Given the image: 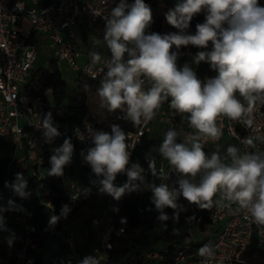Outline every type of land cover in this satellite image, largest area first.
<instances>
[{"label":"clouds","instance_id":"1","mask_svg":"<svg viewBox=\"0 0 264 264\" xmlns=\"http://www.w3.org/2000/svg\"><path fill=\"white\" fill-rule=\"evenodd\" d=\"M103 2L107 4L108 0ZM201 13L205 14V21L196 25L194 35L187 34L190 22ZM103 19V41L96 43L106 44L111 57L102 61L99 52L90 53L93 65L101 62L104 65L97 89L100 106L109 112L121 110L125 119L139 126L153 120L161 105L168 102L177 113L187 114L188 125L195 130L177 142L179 133L169 129L159 146V155L179 177L178 187L167 183L147 186L152 193L151 203L159 213L157 219L167 228L170 217L165 209L171 208L174 210L171 219L178 223L180 213L186 211L178 203L181 196L200 209H210L214 204L230 209L236 204L245 210V218L254 222L259 235L264 237V151L241 153L238 147L229 146L224 159L218 150L211 155L204 151L208 140L219 141L223 135L218 119L226 117L252 127L254 106L264 104V6L259 0H180L165 13L167 23L178 29L167 34H146L153 15L145 0H134L131 4L120 0ZM209 42L211 50L198 51L192 63H209L215 76L202 81L191 64L178 67L179 53L173 47L179 50L181 46L192 45L207 49ZM38 128L43 129L46 143H52L60 135L51 112L40 120ZM76 134L85 139L79 129ZM87 136L94 146L86 154L82 151L81 156L97 178L92 184L100 194L120 201L125 194L145 190V169L139 163H130L127 135L118 124L111 125L110 133L87 126ZM256 141L264 144V135L247 137L242 142L256 148ZM73 151L71 139L66 138L51 155L47 175L63 176L64 167L72 162ZM145 159L156 175L155 157L147 155ZM121 173L126 174L127 181L117 186L114 182ZM27 185L22 173H17L13 182L5 183L21 199L31 196ZM90 192L91 188H81L71 198L87 197ZM218 194L219 199H214ZM22 210L12 199L6 205L0 204V230H6L5 212ZM70 211L68 205H63L60 216L50 217L49 226H54L61 217L66 218ZM7 242L11 246L13 239L8 238ZM198 255L201 264H213L216 259L211 243L201 246ZM79 264H100V260L87 256Z\"/></svg>","mask_w":264,"mask_h":264},{"label":"built area","instance_id":"2","mask_svg":"<svg viewBox=\"0 0 264 264\" xmlns=\"http://www.w3.org/2000/svg\"><path fill=\"white\" fill-rule=\"evenodd\" d=\"M152 1L148 2L149 6ZM260 1L264 2V0ZM111 7L113 6L109 0L107 4L103 0H52L34 7L27 6L24 0H0V148L2 150L0 159L6 160L4 172L0 173V204L6 205L7 201L12 199L23 209L3 214L6 230H0V264H33L37 258L40 259V264H61L67 261H75L79 264L87 256H96L100 264H105L113 247L114 238L125 229L127 215L123 207L124 196L120 201H116L107 194H100L98 187L92 184L96 179L91 177L90 166L81 156L82 151L86 154L87 150L94 146L91 138L87 136V126L105 132V125L88 120L75 123L63 120V110L55 106L51 99H47L49 107L44 106L43 94L48 95L49 89L43 93L37 92L33 79L37 42L43 40L48 53L45 67L53 62L59 68L64 62L70 71L78 73L81 83L101 81L104 75L100 71L104 67L103 62L93 65L90 56L91 52L96 51H90L86 60L79 62L81 51L71 39L74 35V26L79 19L87 17L105 25L103 17L108 15ZM93 11L99 14L96 16ZM197 20L200 23L205 21ZM151 29L152 24L146 34H150ZM185 32L195 34L188 28ZM211 48L209 42L207 49L200 50L210 51ZM101 56L102 61L107 60L110 59L111 53ZM185 63L191 64L196 72L198 65L192 63V58L187 59L183 65ZM104 71L106 72L107 69L105 68ZM215 75V72H208L205 77L197 76L203 81ZM147 86L146 84L145 87ZM104 110L112 121L131 122L124 118L125 113L121 110L109 112L106 107ZM49 112L52 114L54 126L60 132L52 143L45 142L43 129L38 128L40 120ZM186 117L187 114L177 113L170 108L168 102H165L157 110L153 120L125 131L126 142L131 152L130 163H139L145 169V177L152 172L148 164L132 159L133 150L141 144L145 135L158 133L165 135L169 129H175L179 133L177 142H182L189 133L195 132L189 127ZM252 118V127H246L240 121L226 117L218 119V125L222 127L223 132L220 140L224 138L228 141L223 151L225 155L229 146L238 147L241 153L264 151V144L259 141H256V148L248 147L242 142L247 137L264 135V104L254 106ZM76 129L85 135L84 140L78 138ZM66 138H70L74 145L72 159L78 158L81 167L85 172L88 171V174L86 179L78 181L76 177L70 175V164L64 167V174L60 177L66 187V205L71 211L66 218L61 217L54 226H49L50 217L60 216V211L45 164L47 158L54 154L55 148L60 147ZM219 141L208 140L204 144V151L208 153L209 147ZM157 158L156 173L161 175L160 183H166L165 167L168 161L160 155ZM85 164L86 168L83 167ZM17 173H22L28 181L27 190L31 192L28 199L15 196L5 187L6 182L14 181ZM126 181V174L121 173L117 175L114 183L120 186ZM81 188H91L90 194L87 197L81 195L73 200L71 197L77 195ZM78 201L83 203L75 210ZM95 202L99 205L98 212L84 213L80 217V222H86L94 229V242L82 251L71 223L83 205ZM178 203L186 209L180 213V216L190 212L194 214L203 212L214 231L205 243L195 247L191 253L186 252L191 248L189 243L181 245L176 252L177 261L201 264L202 258L198 255V249L211 243L216 252L213 264H239L253 233L257 235L258 244L264 246V237L259 235L258 226L245 218V210L240 209L238 205L233 204L229 209L214 204L210 209H200L194 204H189L182 196ZM42 207L47 212L44 232L39 231L35 223V216ZM8 238L13 239L11 246L7 242ZM146 255L158 257L159 253L155 251Z\"/></svg>","mask_w":264,"mask_h":264},{"label":"trees","instance_id":"3","mask_svg":"<svg viewBox=\"0 0 264 264\" xmlns=\"http://www.w3.org/2000/svg\"><path fill=\"white\" fill-rule=\"evenodd\" d=\"M150 0H145L148 4ZM180 1V0H179ZM113 7H115L120 0H109ZM129 4L134 0H127ZM162 6L161 12L158 14L153 9V23L151 32L167 34L176 32V28L169 25L165 19V13L174 8L167 0L159 2ZM261 6H264V2L259 0ZM197 19H204L205 14L201 13L195 16ZM34 41V39H33ZM173 51H178L179 56L177 60L178 67H182L183 63L195 56L200 48L192 45L181 46L179 50L173 47ZM209 73H214L209 63L201 62L197 68L196 73L200 77H205ZM33 79L35 80V88L37 92L43 93L46 89H49V94H43V104L45 107H49L47 99L60 107L63 110L62 119L75 123L83 120L92 121L95 120L92 117L88 104L84 98H78L73 90H67L66 81L62 78L59 68L50 62L48 67H38L33 71ZM79 81L76 82V86H82ZM118 124L125 132L127 129L135 128L132 122L123 123L113 121L110 124L102 123L105 125V132H111V125ZM164 139V135L158 133L157 135H145L132 154V159L147 165L145 157L150 155L155 157V163L158 160V149ZM50 157L46 160V169L50 168ZM6 160L0 159V173L4 172V165ZM86 168V164L83 165ZM165 180L170 187H178L176 181L179 174L169 164L165 167ZM50 182L54 187L55 197L58 204V210L61 212L63 205H66V187L64 181L60 176H49ZM161 175L149 174L146 176L145 190L139 192H133L124 195L123 207L127 215L124 231L116 236L113 240V247L109 253L105 264H187L185 262H179L175 259L177 249L184 244L189 243L191 248L186 250L187 253L194 251V248L198 245L205 243L195 239V233L198 231H204L207 228H211L210 222L205 213H187L179 216V222H174L171 217L174 210L166 208L165 212L170 219L166 222L167 228L157 219L159 213L156 211L155 206L151 203L152 193L148 190L150 184H161ZM82 201H78L75 204V210L81 205ZM46 209L42 207L35 216V223L39 231L44 232L46 228ZM194 217V219H191ZM173 229L177 231L174 233ZM158 252V257H149L146 254L152 252ZM33 264H40V259L37 258ZM61 264H76L75 261H67ZM239 264H264V246L258 244L256 233L252 234L249 244L241 255Z\"/></svg>","mask_w":264,"mask_h":264},{"label":"rangeland","instance_id":"4","mask_svg":"<svg viewBox=\"0 0 264 264\" xmlns=\"http://www.w3.org/2000/svg\"><path fill=\"white\" fill-rule=\"evenodd\" d=\"M163 0H153L151 3V9H153L156 13H160L162 6L159 2ZM169 3H171L173 6H175L179 0H167ZM48 58V53L45 49L44 45L37 46V57L34 62V70L37 69L38 67H45L46 66V59ZM59 70L61 73L62 78L66 81L67 84V90L73 92L77 95L78 98H84L88 104L90 113L92 117L94 118L95 122L97 123H106L110 124L113 121L111 120V117L108 115V113L100 106L101 100L100 97L98 96L97 89L100 86V81H88L87 83H84L82 86H75V82L79 80V75L77 72L70 71L64 62L61 63L59 66ZM227 141L222 138L218 143L212 144L209 149L208 153L211 155L212 152L214 151H219V154L222 159L227 157V155L224 154V146ZM5 146L6 143H5ZM2 154V150L0 148V155ZM69 172L72 177H76L78 181H82L86 179L84 176L82 167L80 165L79 159L76 157L72 159V162L70 163L69 166ZM89 172L91 171V168L89 169ZM98 205L96 202L94 204H91L90 206V212L94 213ZM87 205H84L82 207V210H78L77 213L75 214V218L77 216L83 215L85 212L84 210L86 209ZM74 218V219H75ZM75 228V227H74ZM212 232V227L207 228L204 231H198L195 233V239L203 242L209 239L210 235Z\"/></svg>","mask_w":264,"mask_h":264},{"label":"crops","instance_id":"5","mask_svg":"<svg viewBox=\"0 0 264 264\" xmlns=\"http://www.w3.org/2000/svg\"><path fill=\"white\" fill-rule=\"evenodd\" d=\"M47 1H52V0H24L25 4L29 7H34V6H39L42 3H45ZM104 24L100 21H92L87 17H82L77 21V23L74 26V35L72 37V41L75 43V45L78 47V49L81 51V55L79 57V62H83L87 58V54L90 51H96L99 52L102 55L110 53L108 50L106 44H97L96 41L100 40L103 41V29H104ZM44 45L46 49L45 42L43 40H40L37 42V46ZM77 82V81H76ZM75 82V86H76ZM80 82V80H79ZM84 85V83H82ZM227 141V140H226ZM228 145V141L225 143L224 148ZM83 170V168H82ZM88 171H84V176L87 178V173ZM91 173V177L95 178V175ZM90 177V178H91ZM219 197V194L217 195ZM91 204L94 203H88L86 204L87 207L84 210L85 213H91L90 212V206ZM90 205V206H89ZM84 206V205H83ZM82 206V207H83ZM97 208L94 213L98 212L99 210V205H96ZM82 207L80 210H82ZM80 216H77L74 221L71 223L72 227L75 229L77 233V237L79 239V245L82 247V251H85V249L91 245L94 242V229L91 225L88 223L80 222ZM214 229L212 228V232ZM211 232V234H212Z\"/></svg>","mask_w":264,"mask_h":264},{"label":"water","instance_id":"6","mask_svg":"<svg viewBox=\"0 0 264 264\" xmlns=\"http://www.w3.org/2000/svg\"><path fill=\"white\" fill-rule=\"evenodd\" d=\"M200 24V22L197 20V18H193L192 21L190 22V25L188 27V29H190L191 31L196 33V25Z\"/></svg>","mask_w":264,"mask_h":264}]
</instances>
